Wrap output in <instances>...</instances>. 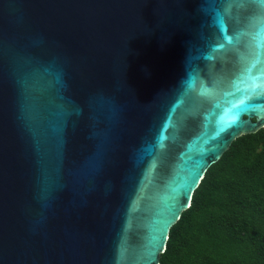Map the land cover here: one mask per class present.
Masks as SVG:
<instances>
[{
	"label": "water",
	"instance_id": "water-1",
	"mask_svg": "<svg viewBox=\"0 0 264 264\" xmlns=\"http://www.w3.org/2000/svg\"><path fill=\"white\" fill-rule=\"evenodd\" d=\"M261 129L264 0H0V264H160Z\"/></svg>",
	"mask_w": 264,
	"mask_h": 264
},
{
	"label": "trees",
	"instance_id": "trees-1",
	"mask_svg": "<svg viewBox=\"0 0 264 264\" xmlns=\"http://www.w3.org/2000/svg\"><path fill=\"white\" fill-rule=\"evenodd\" d=\"M160 264H264V129L207 171Z\"/></svg>",
	"mask_w": 264,
	"mask_h": 264
}]
</instances>
